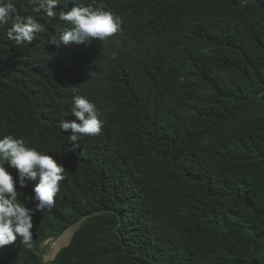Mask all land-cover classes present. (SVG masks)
Masks as SVG:
<instances>
[{
	"label": "trees",
	"instance_id": "1",
	"mask_svg": "<svg viewBox=\"0 0 264 264\" xmlns=\"http://www.w3.org/2000/svg\"><path fill=\"white\" fill-rule=\"evenodd\" d=\"M91 1L122 19L114 66L92 73L75 74L76 47L47 43L61 22L28 0L14 3L43 32L17 46L0 26V137L65 168L33 217L34 252L18 239L0 264H264V0ZM75 96L102 129L74 148L59 123L77 119ZM74 224L43 261L39 246Z\"/></svg>",
	"mask_w": 264,
	"mask_h": 264
},
{
	"label": "clouds",
	"instance_id": "2",
	"mask_svg": "<svg viewBox=\"0 0 264 264\" xmlns=\"http://www.w3.org/2000/svg\"><path fill=\"white\" fill-rule=\"evenodd\" d=\"M59 2L28 0L34 11H43L49 19L58 18L61 22L62 34L59 37L53 35L47 43L58 49L70 44L71 48L76 47V55L72 54L73 66L78 67L75 74L114 66L117 51H110L106 42L112 39L110 36L113 34L118 35L121 17L111 9H96L95 2L91 0H68L67 4L63 5V2L59 9L54 10ZM9 21L11 25L6 36L17 46L30 44L37 33L44 31V26L35 17L19 14L14 0H0V26ZM71 113L77 119L60 121L59 129L62 132L71 131L68 137L72 147H79L81 136L100 134L102 120L99 119V110L86 97L73 98ZM6 164L16 170V178L5 168ZM64 173V166L52 155L29 147L23 138L10 134L0 137V250L19 239L20 245L34 252L33 217L37 212L54 206V197L65 178ZM29 181L34 182L32 195L24 196L21 201L19 197L23 193L18 188H25ZM28 202L32 206H26ZM42 244L39 246L40 257Z\"/></svg>",
	"mask_w": 264,
	"mask_h": 264
},
{
	"label": "rangeland",
	"instance_id": "3",
	"mask_svg": "<svg viewBox=\"0 0 264 264\" xmlns=\"http://www.w3.org/2000/svg\"><path fill=\"white\" fill-rule=\"evenodd\" d=\"M74 230L77 227V224L70 226L69 228H73ZM68 228V229H69ZM67 230V229H66ZM65 230V231H66ZM73 230V231H74ZM73 231L71 232V234H69L68 236H66L60 243L58 242L59 238L56 239H48L47 241H45L42 244V250H41V257L44 261H48L50 259H52L54 257V255L56 254V252L64 245H66L71 237V235L73 234ZM64 234V233H63ZM62 234V235H63ZM60 235V236H62ZM59 236V237H60ZM62 245V246H61ZM49 257V258H48Z\"/></svg>",
	"mask_w": 264,
	"mask_h": 264
},
{
	"label": "bare ground",
	"instance_id": "4",
	"mask_svg": "<svg viewBox=\"0 0 264 264\" xmlns=\"http://www.w3.org/2000/svg\"><path fill=\"white\" fill-rule=\"evenodd\" d=\"M74 230V227L73 228H69L67 229L64 234L60 237H58V242L60 243L66 236H68L69 234H71V232ZM62 246V245H61ZM63 247V246H62ZM49 258V257H48Z\"/></svg>",
	"mask_w": 264,
	"mask_h": 264
}]
</instances>
